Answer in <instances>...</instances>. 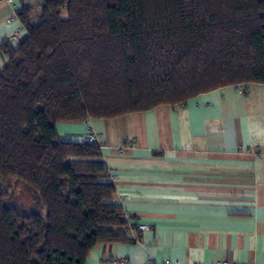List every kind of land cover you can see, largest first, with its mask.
Listing matches in <instances>:
<instances>
[{
	"label": "trees",
	"instance_id": "obj_1",
	"mask_svg": "<svg viewBox=\"0 0 264 264\" xmlns=\"http://www.w3.org/2000/svg\"><path fill=\"white\" fill-rule=\"evenodd\" d=\"M16 14L26 35L0 44V264H85L130 225L107 167L73 160L99 145L55 124L264 83V0H46ZM10 179L44 214L9 204Z\"/></svg>",
	"mask_w": 264,
	"mask_h": 264
},
{
	"label": "crops",
	"instance_id": "obj_2",
	"mask_svg": "<svg viewBox=\"0 0 264 264\" xmlns=\"http://www.w3.org/2000/svg\"><path fill=\"white\" fill-rule=\"evenodd\" d=\"M45 1L0 0V44L22 28L18 9ZM87 126L101 155L73 160L107 167L130 226L126 240L95 244L85 264H264V83L55 124L72 142L85 141Z\"/></svg>",
	"mask_w": 264,
	"mask_h": 264
},
{
	"label": "rangeland",
	"instance_id": "obj_3",
	"mask_svg": "<svg viewBox=\"0 0 264 264\" xmlns=\"http://www.w3.org/2000/svg\"><path fill=\"white\" fill-rule=\"evenodd\" d=\"M35 12L38 13L39 9H37ZM38 20V17H35L33 19V22L36 23L38 22ZM7 184H13L10 191L9 204L15 205L23 211L38 210L39 212L44 214V209L35 204L29 193L23 188L22 184H16L15 182L12 183V179L5 182L4 186H6Z\"/></svg>",
	"mask_w": 264,
	"mask_h": 264
},
{
	"label": "built area",
	"instance_id": "obj_4",
	"mask_svg": "<svg viewBox=\"0 0 264 264\" xmlns=\"http://www.w3.org/2000/svg\"><path fill=\"white\" fill-rule=\"evenodd\" d=\"M14 14H16V12ZM25 35H26V30L24 29V27H22L21 29H17L15 31H13L11 33L9 39L12 41H18L20 38L24 37ZM85 140L92 142L96 145H99V147H100V144H99L98 139H97V135H96L95 131L90 126H87V132H86ZM125 218H127V220H128L129 219L128 215L125 214ZM137 227L139 230H143L146 228V225L145 224H138ZM149 263L153 264L151 260H149ZM162 264H175V263H172L169 260H165ZM214 264H234V263H229L227 261L221 260V261H216Z\"/></svg>",
	"mask_w": 264,
	"mask_h": 264
}]
</instances>
